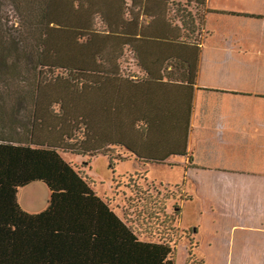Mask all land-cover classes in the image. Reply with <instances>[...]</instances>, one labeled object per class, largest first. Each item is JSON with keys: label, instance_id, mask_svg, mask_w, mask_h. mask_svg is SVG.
<instances>
[{"label": "trees", "instance_id": "trees-1", "mask_svg": "<svg viewBox=\"0 0 264 264\" xmlns=\"http://www.w3.org/2000/svg\"><path fill=\"white\" fill-rule=\"evenodd\" d=\"M206 2L0 0V264H176L179 206L156 210L138 192L122 219L62 156L165 163L149 143L187 128ZM176 82L189 109L166 127ZM177 137L170 151L186 152L187 129ZM37 183L49 206L29 214L18 192Z\"/></svg>", "mask_w": 264, "mask_h": 264}, {"label": "crops", "instance_id": "crops-1", "mask_svg": "<svg viewBox=\"0 0 264 264\" xmlns=\"http://www.w3.org/2000/svg\"><path fill=\"white\" fill-rule=\"evenodd\" d=\"M203 10L201 54L187 128L184 122L180 132L175 128L168 138L149 144L162 154L164 166L182 165L186 172H239L257 184L250 188L264 190V0H207ZM176 83L172 101L163 111L166 127L189 109L188 86ZM184 129L186 152H171L182 151L184 143L177 135ZM134 161L141 169L152 165ZM188 197L181 200L183 204L191 202ZM232 217L237 218L221 216ZM191 239L195 242L194 235Z\"/></svg>", "mask_w": 264, "mask_h": 264}, {"label": "rangeland", "instance_id": "rangeland-1", "mask_svg": "<svg viewBox=\"0 0 264 264\" xmlns=\"http://www.w3.org/2000/svg\"><path fill=\"white\" fill-rule=\"evenodd\" d=\"M205 12L202 9L200 15ZM123 67L129 71L127 65ZM62 157L92 181L94 192L108 200L122 219L124 199L134 200L133 195L138 192L149 196V204L156 210L166 206L174 214V207L179 206L182 215L176 233V264H187L192 230L197 233L194 249L199 258L190 264L202 261L205 264H264V190L250 188L257 184H252L249 176L216 169L186 172L182 165L152 164L141 169L134 160L113 162L111 169L104 156L94 157L89 166L76 155ZM173 196L175 201L170 200ZM188 196L192 197L191 202L183 204L181 197ZM17 197L24 211L36 214L48 208L50 192L46 185L38 183L19 190ZM227 215L237 218H221ZM127 217L140 224L138 229L143 226V231L149 230V226L145 227L146 220L135 217L130 208H127ZM160 222L164 223L165 218L161 216Z\"/></svg>", "mask_w": 264, "mask_h": 264}, {"label": "flooded vegetation", "instance_id": "flooded-vegetation-1", "mask_svg": "<svg viewBox=\"0 0 264 264\" xmlns=\"http://www.w3.org/2000/svg\"><path fill=\"white\" fill-rule=\"evenodd\" d=\"M192 234L194 235V231H193V230H192ZM187 238H188V237H187ZM189 238H190V237H189ZM189 238H188V239H189Z\"/></svg>", "mask_w": 264, "mask_h": 264}]
</instances>
